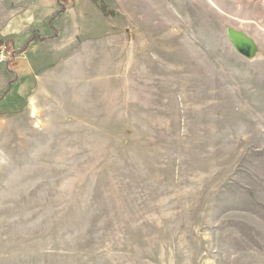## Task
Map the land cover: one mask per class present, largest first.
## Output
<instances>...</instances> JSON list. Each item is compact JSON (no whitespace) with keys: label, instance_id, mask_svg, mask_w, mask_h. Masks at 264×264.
<instances>
[{"label":"rangeland","instance_id":"1","mask_svg":"<svg viewBox=\"0 0 264 264\" xmlns=\"http://www.w3.org/2000/svg\"><path fill=\"white\" fill-rule=\"evenodd\" d=\"M54 2L0 44V264H264V0Z\"/></svg>","mask_w":264,"mask_h":264},{"label":"crops","instance_id":"2","mask_svg":"<svg viewBox=\"0 0 264 264\" xmlns=\"http://www.w3.org/2000/svg\"><path fill=\"white\" fill-rule=\"evenodd\" d=\"M43 0L37 1V3L34 4V6L30 5L27 7H23L21 10L12 11V14L10 15L8 21L0 28V44L2 42H8L9 39L16 40L17 35L21 34L24 37H28L27 41L23 44L25 46H28L27 44H33L28 47V50L26 52L27 55L32 56V54L35 55L36 49L40 48L42 46L38 45L39 38L43 37L46 38V41L50 40L51 37L54 38L55 30L53 29V17H55V12H58V6L54 5L53 11L50 10L48 13L46 11V7H48L49 3L57 4V2H54V0H47V3H42ZM57 1V0H56ZM50 14V15H49ZM54 14V15H53ZM44 16V17H42ZM42 19V20H41ZM41 22L43 23L41 27ZM52 23V24H51ZM21 27H26V31H22ZM14 30H17V32ZM52 32V34L50 33ZM2 39V40H1ZM17 41V40H16ZM44 44V43H43ZM25 48V47H24ZM74 55L73 50L69 51L68 54H66L65 59L72 58ZM53 55H51L52 57ZM55 57V56H53ZM52 57V58H53ZM39 58V57H38ZM33 59V58H32ZM58 60V59H57ZM7 72L5 68H1V70L4 72H1L4 76L5 73H9L8 81H6L5 84L0 85V96L6 95L7 97H17V96H24L25 95V86H23L22 89H18L14 91L13 89L9 90L10 84L14 82L15 75L11 74L12 72L9 71V68L7 66ZM17 78V77H16ZM37 82V87L39 86V80H35ZM28 86V85H27ZM37 95L39 96V91L37 92ZM32 102V101H31ZM30 102V105H31ZM36 103V101L34 100Z\"/></svg>","mask_w":264,"mask_h":264},{"label":"water","instance_id":"3","mask_svg":"<svg viewBox=\"0 0 264 264\" xmlns=\"http://www.w3.org/2000/svg\"><path fill=\"white\" fill-rule=\"evenodd\" d=\"M228 37H229V40L230 42L236 47L237 44V40H246L250 43L253 44V52H254V57L258 55V53L260 52V49L258 47V45L255 43L254 39H252L251 37H249L247 34L243 33V32H239L237 30H234V29H229L228 30ZM237 48V47H236ZM238 52L240 54H242V56L244 55L246 57V55L244 53H242V51L238 50ZM249 58V57H247ZM251 59V58H249Z\"/></svg>","mask_w":264,"mask_h":264},{"label":"bare ground","instance_id":"4","mask_svg":"<svg viewBox=\"0 0 264 264\" xmlns=\"http://www.w3.org/2000/svg\"><path fill=\"white\" fill-rule=\"evenodd\" d=\"M256 43V42H255ZM232 44V43H231ZM236 44H237V48L232 44V46L234 47V49L236 50V52L240 55V56H242V54H240L239 52H238V50H240V51H242V53H244L245 55H246V57L243 55L242 57H244L245 59H247V60H251V62H253L256 58H257V56H253L254 55V50H253V44L252 43H250V42H248V41H246V40H237V42H236ZM257 44V43H256ZM259 54V53H258ZM247 57H249V58H251V59H249V58H247ZM262 59V58H261ZM257 60V59H256ZM32 104H33V102H32Z\"/></svg>","mask_w":264,"mask_h":264},{"label":"built area","instance_id":"5","mask_svg":"<svg viewBox=\"0 0 264 264\" xmlns=\"http://www.w3.org/2000/svg\"><path fill=\"white\" fill-rule=\"evenodd\" d=\"M14 53L8 49L7 45L0 46V64H9Z\"/></svg>","mask_w":264,"mask_h":264}]
</instances>
